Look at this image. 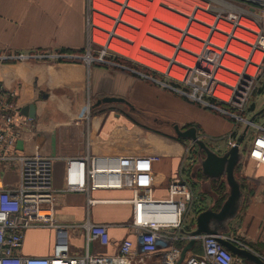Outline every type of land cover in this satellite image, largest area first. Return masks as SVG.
Instances as JSON below:
<instances>
[{
    "label": "crops",
    "instance_id": "1",
    "mask_svg": "<svg viewBox=\"0 0 264 264\" xmlns=\"http://www.w3.org/2000/svg\"><path fill=\"white\" fill-rule=\"evenodd\" d=\"M85 11L86 0H0V54L49 56L0 63V86L17 93L21 108L33 105L35 109L32 132L24 134L16 143V152L55 157V189L63 187L64 159L68 157L82 156L88 151L94 155L138 159L157 157V161L149 164L138 162L139 169H149L150 173L140 177L137 184L149 187L153 198L163 199L172 180L187 177L194 201L184 223L187 230H192L197 213L207 207L213 209L219 190L227 193L228 187L222 178L207 180L202 177L199 167L202 153L193 144L189 154H185V148L192 142L178 137L174 126L179 130L194 127L196 132L198 130L197 136L208 147H217L214 152L222 155L231 147L233 140L229 135L233 122L129 73L98 64L87 67L79 59L88 41ZM56 55L60 57H53ZM103 97L122 98L130 106L110 103L92 108ZM87 102L91 104V111L89 121L85 122L81 112ZM263 107L264 90L254 97L249 107L252 108L251 115ZM254 121L264 125V114ZM218 143H223L220 145L224 147H218ZM241 154L234 175L239 173L242 180L259 182L260 194L264 189V166H257ZM126 166L130 169L129 163ZM16 180L13 170L0 173V187L14 184ZM205 186L208 187L206 191ZM131 191V185L127 183L119 190L91 192L90 199L101 201L94 205H88L86 196L81 193L57 195L56 222L74 226L70 230L72 255H83L84 230L81 225L86 220L107 225L112 243L133 238L129 228L131 206L126 203L131 198ZM252 199H249L245 223L234 236L229 232L224 235L236 241L241 235L247 248L261 253L264 204L263 200ZM109 205L124 206L126 214L122 217L111 214ZM53 242L52 230L30 229L19 254L23 257H49ZM89 247V252L95 254L115 251L112 244L100 247L91 243ZM199 251L197 244L191 252Z\"/></svg>",
    "mask_w": 264,
    "mask_h": 264
},
{
    "label": "built area",
    "instance_id": "2",
    "mask_svg": "<svg viewBox=\"0 0 264 264\" xmlns=\"http://www.w3.org/2000/svg\"><path fill=\"white\" fill-rule=\"evenodd\" d=\"M206 3V8L183 15V53L190 64L183 65L185 73L179 80L183 81V90L162 85L204 109L231 119L233 127L229 137L233 141L230 146L235 143L234 137L246 127L245 136L250 131L247 158L257 166H264V125L251 121L253 115L247 112L253 85L264 74V0H208ZM87 26H90L89 20ZM91 35L82 60L87 67L95 62L105 63L102 61L104 51L98 53L97 59L91 58L89 41L95 42L96 36L99 38L93 36V32ZM46 57L49 56L3 53L0 63ZM217 103L225 108L218 107ZM21 109L17 93L0 86V173L13 170L17 178L14 184L0 187V264H177L181 250L191 239L195 240L194 246L199 244L200 251L195 253L191 249L179 264H248L218 242L219 237L250 250L228 235L190 236L189 232L194 229L187 230L184 219L194 197L187 177L172 180L163 199L153 198L149 187L137 184L140 177L150 173L149 169H139L138 162L149 164L157 161V157L138 159L94 155L89 151L82 156L68 157L64 159L63 187L55 189V157L16 152V143L24 134L32 132V118L22 115ZM90 111L91 104L87 102L82 108V121H89ZM89 145L88 140V148ZM192 147L193 143L186 147L185 154L188 155ZM127 183L132 189L126 203L131 206L129 228L133 238L112 243L107 225L86 220L81 225L83 255H72L70 230L74 226L56 222L57 195L81 193L86 196L88 205H94L101 201L90 199L91 192L119 190ZM30 229L53 231L51 256L23 257L19 254ZM91 243L100 247L112 244L115 251L90 253ZM254 254L264 263V240L261 253Z\"/></svg>",
    "mask_w": 264,
    "mask_h": 264
},
{
    "label": "bare ground",
    "instance_id": "3",
    "mask_svg": "<svg viewBox=\"0 0 264 264\" xmlns=\"http://www.w3.org/2000/svg\"><path fill=\"white\" fill-rule=\"evenodd\" d=\"M97 1L95 9L100 14H97L99 22L96 24L106 31L99 33L102 44L108 40L109 48L118 53L132 55L135 60L160 71L171 68V75L178 80L183 77V65H190L183 53V16L158 9L157 5L155 9L147 10L142 6L145 0ZM145 10L149 13L146 19L136 13H145ZM105 21L108 25L102 24ZM136 28H141L142 32L138 34ZM127 41H135L136 45L130 47Z\"/></svg>",
    "mask_w": 264,
    "mask_h": 264
},
{
    "label": "rangeland",
    "instance_id": "4",
    "mask_svg": "<svg viewBox=\"0 0 264 264\" xmlns=\"http://www.w3.org/2000/svg\"><path fill=\"white\" fill-rule=\"evenodd\" d=\"M145 1H146V3L142 4V6L143 7L145 6L147 8V10L151 11V10L155 9V6L157 5L158 9H165V10H168L172 13L183 16L185 14L192 13L194 11V9L206 8V6H207L206 2L208 0H160V2L159 1L156 2L155 0H145ZM97 3H99V1H97V0H86L85 26H86V30H87V40L88 39L90 40V37L92 36L91 35L92 32H93V36L94 35L99 36V38L97 36L95 37L97 40H95V38H94L95 42L89 41L88 47L90 48L89 54H90L91 58L97 59L98 53L100 51H104L102 61H104L105 63L95 62L92 64H98V65L106 67V68H113L115 70H118V71H121V72H124L127 74L129 73L130 75L133 74L135 77L138 76L140 78H143L144 81L151 82L154 85H157L158 87L163 88V89L169 90L168 88H166L162 85V84H166V85H169L172 87H176L182 91L183 90V81H179L178 79L176 80V78L174 79L173 76L171 75L172 71L170 73L168 70L169 68H167L166 70L164 69L163 71H160V70H157V69H154V68L148 66L145 63H141V62L135 60V58L132 55L126 56V55L118 53L115 50H112L110 48L109 49L105 48V46L109 47V45H108L109 41L107 40L106 42H104V44H102L100 42V40H102L103 38L99 34L102 32V31H100L102 28H100V26H98L96 24L97 21L99 22V18L97 16V14H100L95 9ZM136 13L141 15L143 17V19H146L149 16L148 11H146L145 13H138V12H136ZM87 20H89L90 26H87ZM91 23H93V25ZM102 24L108 25L107 21L102 22ZM92 28L95 30L92 31ZM102 30H103V32L105 31L104 29H102ZM135 31L138 34H140L142 32V29L136 28ZM87 43H88V41H87ZM127 44L130 47H134L136 45V42L135 41H129V42L127 41ZM115 46H118V45L115 44ZM85 48H86V46L84 47V49H83V51L79 57L80 60H83V57L85 55V52H84ZM136 55L140 57V55H138V54H136ZM72 59H74V58H72ZM169 73L172 77L169 76ZM142 75L146 76L147 78L143 77ZM151 79L152 80L154 79L156 82L152 81ZM261 90L262 91L264 90V74L253 85L252 96H251V99H250L248 107H247V112L249 110V107L253 104L254 97H256V95L259 94V92ZM171 92H173V91H171ZM173 93L177 94L176 92H173ZM242 130L243 129H241V131ZM249 135H250V131H249V133H247V136L244 137V139L240 145V151L243 153L245 159L248 161H250V160L247 158L246 153H247L248 144L250 141ZM238 136L239 135H237V137ZM237 137H234V141L236 140ZM218 144H219L218 147L219 146L221 148L224 147V145L223 146L220 145L223 143H218ZM216 148L209 146V149L213 152H214V150H216ZM241 155H240V157H241ZM235 176H236L235 177L236 180L239 181L242 184V186H245V187L241 188V192L243 193V195H242L243 198L241 199V201L239 203L238 211H237L235 217L232 218L231 220H229L228 224H227V228H226L227 233L229 232L232 236H234V234L237 232L238 228H240L241 224L245 223V221H246L245 218L248 214L247 208L250 207V206H248L250 204L249 199L253 198L252 200H254V201L255 200L262 201L263 200V204H264V189L261 190L260 194L258 193L259 182L254 181V179L248 180V181L246 179L242 180L239 173H238V175H235ZM207 189H208V187L205 186L204 191H206ZM251 191H254V192H251ZM218 195H219V198H218L219 205H216V206H220L223 203V201L226 199V197L228 195V190H227V193L223 192V190H222V192H220V190H219ZM108 208H109V211L111 212V214H113L115 216H121L122 217L123 214L124 215L126 214V211H125L126 209L124 206L109 205ZM216 210H218V209H216ZM261 221L264 222V218ZM224 226L226 227V224ZM238 236H239V242H241L242 244H245V241L242 238L243 236H241V235H238ZM77 248L79 249V247H77Z\"/></svg>",
    "mask_w": 264,
    "mask_h": 264
},
{
    "label": "water",
    "instance_id": "5",
    "mask_svg": "<svg viewBox=\"0 0 264 264\" xmlns=\"http://www.w3.org/2000/svg\"><path fill=\"white\" fill-rule=\"evenodd\" d=\"M121 103L130 106L126 100L116 97H103L96 101L92 108L98 107L103 104ZM21 114L29 118L35 117V109L33 105L25 106L21 109ZM264 114V107L256 111L251 117L254 121L257 117ZM176 135L180 138L192 142L198 151L202 153L199 160L200 173L203 178L207 180H219L224 178V182L228 187V195L223 201L218 210H213L212 207L197 213L195 217V228L189 232L190 236L195 237L201 234L220 236L227 233L228 221L235 217L239 203L242 199V192L240 183L236 180L234 171L240 160L239 147L245 137L247 128L245 127L239 136L236 138L235 143L222 155H218L211 151L209 147L197 136L196 129L190 127L184 130H179L174 126ZM226 224V227L224 226ZM218 242L226 248L233 255H236L247 263L250 264H264L259 257L250 250L240 248L235 243L217 238ZM195 245V240L191 239L183 247L180 254V259L177 264L181 262L185 254L189 252Z\"/></svg>",
    "mask_w": 264,
    "mask_h": 264
},
{
    "label": "trees",
    "instance_id": "6",
    "mask_svg": "<svg viewBox=\"0 0 264 264\" xmlns=\"http://www.w3.org/2000/svg\"><path fill=\"white\" fill-rule=\"evenodd\" d=\"M133 75V74H132ZM134 76V75H133ZM137 78H140V77H138V76H136ZM140 79H142V80H144L143 78H140ZM260 92H262V90L260 91ZM259 92V93H260ZM213 103H214V101H213ZM218 107H220V108H225L222 104H220V103H217L216 104ZM206 110H209V109H206ZM210 112H212V113H215V114H217V115H219L217 112H215V111H212V110H209ZM252 111V108H250L249 110H248V112H251ZM221 116V115H220ZM222 117H224V118H226L227 120H230V121H232L231 119H229L228 117H225V116H222ZM197 133H198V130H197ZM222 184V183H221ZM240 187L242 188L243 186H242V184H240ZM251 192H254V191H251ZM216 205H219V201L217 200L216 201V203H215V205H214V207H213V210H215L216 211V209H219L220 208V206L222 205H220V206H216ZM195 248V246L192 248V249H194ZM248 264H250V263H248Z\"/></svg>",
    "mask_w": 264,
    "mask_h": 264
}]
</instances>
